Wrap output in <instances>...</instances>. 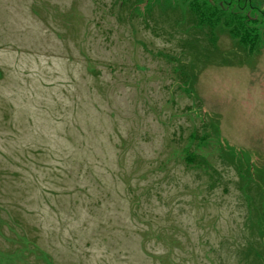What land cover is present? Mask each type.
<instances>
[{"label":"rangeland","instance_id":"374dc122","mask_svg":"<svg viewBox=\"0 0 264 264\" xmlns=\"http://www.w3.org/2000/svg\"><path fill=\"white\" fill-rule=\"evenodd\" d=\"M189 1L0 0V264H264V39L202 35L189 96Z\"/></svg>","mask_w":264,"mask_h":264},{"label":"trees","instance_id":"16d2710c","mask_svg":"<svg viewBox=\"0 0 264 264\" xmlns=\"http://www.w3.org/2000/svg\"><path fill=\"white\" fill-rule=\"evenodd\" d=\"M139 2L142 3V0ZM157 4L158 1L150 5L153 7ZM188 4L187 13L189 17L182 15L178 19L168 21L170 23L168 24L169 30L165 31L166 34L173 36L179 35V32L186 33V37L176 38L180 46V53H162V55L174 64L173 72L177 80L180 81L179 84L184 87L185 93L190 96L191 91H195L194 84L198 80L199 72L208 65L204 64L203 59H201L202 56H205L200 49L203 46L201 36L209 32L210 35L214 33L213 36L216 37L217 30H224L247 52L255 53L260 49V44L264 39V14L261 13L262 16H260L258 8L250 0H190ZM252 14H256L257 17L252 16ZM162 34L164 35V33ZM205 53L209 54L208 51ZM211 126L213 128L211 134L206 128V133H204L206 135L198 138L195 134H191L190 138L194 141L197 138L200 143H203L210 140L212 137L210 135L213 132L218 136L216 122L212 123ZM228 155L233 160L235 158L236 161L233 154ZM184 160L189 166L196 161L209 166L205 159H198L194 152L185 154ZM236 164H238V160ZM37 248L40 249L39 246Z\"/></svg>","mask_w":264,"mask_h":264}]
</instances>
